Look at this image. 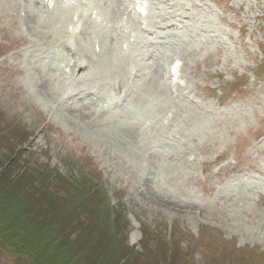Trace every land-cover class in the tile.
Instances as JSON below:
<instances>
[{
  "label": "rangeland",
  "instance_id": "1",
  "mask_svg": "<svg viewBox=\"0 0 264 264\" xmlns=\"http://www.w3.org/2000/svg\"><path fill=\"white\" fill-rule=\"evenodd\" d=\"M38 1L0 0V170L20 146L12 175L100 181L147 260L170 231L179 264H264V0H143L146 32L115 19L126 0ZM69 3L65 27L48 18Z\"/></svg>",
  "mask_w": 264,
  "mask_h": 264
},
{
  "label": "trees",
  "instance_id": "2",
  "mask_svg": "<svg viewBox=\"0 0 264 264\" xmlns=\"http://www.w3.org/2000/svg\"><path fill=\"white\" fill-rule=\"evenodd\" d=\"M10 159L0 170V260L6 257L11 264H179L175 249L166 247L175 248L172 239L156 247L151 260L143 253L150 241L145 235L141 243L146 250L127 244L128 232L119 230L120 217L112 213L101 184L97 186L102 187L101 193L92 196L86 180L78 177L54 179L40 168L15 176L3 171ZM53 180L57 186L49 187Z\"/></svg>",
  "mask_w": 264,
  "mask_h": 264
},
{
  "label": "bare ground",
  "instance_id": "3",
  "mask_svg": "<svg viewBox=\"0 0 264 264\" xmlns=\"http://www.w3.org/2000/svg\"><path fill=\"white\" fill-rule=\"evenodd\" d=\"M27 2L29 1V0H26ZM33 1V0H32ZM57 1L58 0H56V3H57ZM39 1L38 0H36V3H38ZM123 3H125V2H123ZM126 4V3H125ZM56 5V4H55ZM69 5V7L68 6H63V8H61L60 10H59V12L57 13V14H49L48 15V18H50V19H52V20H56V22L58 23H61L62 25H63V27H65V25H66V22L64 23V22H62V21H66L67 19H68V17L65 15V10L67 9V8H73L74 7V5L72 4V3H69L68 4ZM47 7H48V5H46ZM79 6H81V5H79ZM78 6V7H79ZM51 8V7H50ZM82 10V9H81ZM113 11H114V9H113ZM79 13H78V17L80 18L79 19V21H77L76 23H73V24H71V25H69L70 27H72V30L74 29V31H69V33L67 32L66 34L68 35H70V36H77V37H81V36H84L85 34V31L86 30H82V29H79L78 28V26H77V23H79V22H81L82 21V11H78ZM128 12H130L129 11V9H128V7H123V4L121 3V4H119V7H118V9L117 10H115V19H118L119 20V18L121 19V18H127V16L129 15V13ZM85 20H87V19H85ZM105 27H107V26H105ZM107 30H108V32H114V29H113V26H109V28L107 27ZM71 32V33H70ZM112 41L115 43V44H119V42H117V39H112V38H107V37H103L102 38V44H101V50H103V51H110L109 50V48H112V46H114L113 44H112ZM74 44V43H73ZM66 45H69V44H63L62 45V47H65ZM106 45L109 47V48H107L106 49ZM120 61H125L124 60V58H122V57H120ZM73 65L75 66V68L77 69V74L73 71H71V69H70V77L71 78H73L74 76H77L78 78L79 77H81V73L83 72V71H85L86 70V66L85 65H81V64H79V63H76V62H74L73 63ZM74 66H73V68H74ZM68 67V66H67ZM153 69V70H152ZM120 70H123V69H120ZM153 73H155V75H157V76H159V74H158V72H156L155 71V68L154 67H151L150 68V71H149V75H150V77L151 78H149V79H145L146 77H145V74H144V78L143 77H141V81H140V84L139 85H137V86H135V87H131V89L127 92V94H126V96H125V98L123 99V104L121 105V106H124L129 100H132V99H134L135 100V98H139V96L141 95V94H143V93H146L147 91L146 90H148L149 88H151V87H153V79H154V76H153ZM130 78H132L133 80H136L137 81V74L136 73H133L132 74V72H130ZM156 79V78H155ZM132 83H135V81L134 82H132ZM118 90H120V87L118 88ZM115 108V107H114ZM111 109H105L104 110V112L105 113H101L102 115H106L107 114V116H108V118H113V120L115 119V117L114 116H112L111 117ZM81 113V112H80ZM126 114H128L129 115V113H126ZM81 115H82V113H81ZM127 126V125H126ZM129 132V131H128Z\"/></svg>",
  "mask_w": 264,
  "mask_h": 264
}]
</instances>
